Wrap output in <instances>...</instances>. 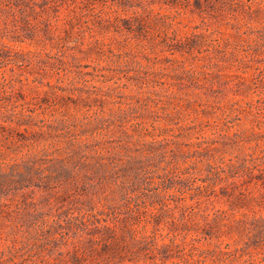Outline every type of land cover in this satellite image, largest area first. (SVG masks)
<instances>
[{
    "label": "rangeland",
    "instance_id": "374dc122",
    "mask_svg": "<svg viewBox=\"0 0 264 264\" xmlns=\"http://www.w3.org/2000/svg\"><path fill=\"white\" fill-rule=\"evenodd\" d=\"M57 1L50 30L0 4V108L25 121L0 127V254L104 264L112 240L117 264H249L230 253L264 220L244 67L263 20L235 0Z\"/></svg>",
    "mask_w": 264,
    "mask_h": 264
},
{
    "label": "trees",
    "instance_id": "16d2710c",
    "mask_svg": "<svg viewBox=\"0 0 264 264\" xmlns=\"http://www.w3.org/2000/svg\"><path fill=\"white\" fill-rule=\"evenodd\" d=\"M179 1V0H178ZM181 1V0H180ZM237 6H241V8L248 14H250L253 18H255L257 21L263 20V25L261 26H249L248 31L246 34H248V39L250 43L252 44L251 46V56H252V61L251 63H246L244 65L245 68H252L253 74H251L250 79H251V88L252 92L254 94H257L260 96V98L263 100L264 103V0H247L244 2V0H235ZM57 0H2L0 1V4L11 6L15 5L21 13L24 15H27V23L31 25H37L40 27V23H43V26L45 25L46 30H50L54 24H52L53 18H55L56 13L59 11ZM180 8L182 9L183 6L181 4ZM184 8L186 6L184 5ZM75 16H78L80 12L79 11V6H74L73 8ZM55 14V15H54ZM31 17V18H30ZM37 21L35 24L34 22ZM43 28V27H42ZM250 30V31H249ZM243 78H246V75ZM241 76V77H242ZM4 107V106H3ZM0 108V127L5 126V123H9L7 127L9 128H14L15 124L18 126L22 123H25V121L21 120L23 119V114L22 113H12L10 111H5L2 112ZM18 117V120H17ZM258 117L260 120V123L257 125L259 131H257V134L264 133V104L261 108L258 109ZM49 160V159H46ZM46 160H42V162L39 164L40 167H43L44 163L47 162ZM102 158L100 159V161ZM245 160V159H244ZM258 158L254 157L252 158V161H257ZM247 162L250 161V159H246ZM229 165L230 168H235L239 167L234 161H232ZM252 165V163H251ZM47 171H49L50 174L46 175L48 179H50V176L52 175L50 169L48 166L46 167ZM37 174H42L41 172H38ZM262 177L259 179L264 180V171H261ZM260 175V176H261ZM41 176V175H40ZM120 176V180L115 184L117 191L122 192V195H126V191L130 188L133 187L135 184V181L129 177L128 175H125L122 173ZM108 180V179H106ZM253 228L249 230V233L252 234L250 235V239L248 241H245V245L241 248H237L235 250V253L231 254V256L236 255L239 253L238 256H244V255H249L250 259L249 264H264V220L261 221L259 219L254 218L253 223ZM104 227L107 230L114 231V229H111V226L104 225ZM101 231V226L100 229ZM257 237L258 235H261L263 238L255 244L256 247L255 249H260L258 252H254L251 250L252 245H251V239L252 236ZM111 238V237H109ZM262 244V245H261ZM118 245L117 242H113L112 240H107L105 242V245L103 246L105 255H104V264H117V262L114 260L113 255H110L111 252L119 251L118 249H115V246ZM230 252V251H226ZM225 253V252H223ZM258 253H263V257L257 256ZM226 254V253H225ZM201 254H199L200 260H201ZM213 256V255H211ZM229 256V257H231ZM203 257V256H202ZM208 255H205L203 258H208ZM204 261V260H203ZM0 264H17L13 259H5L2 254H0ZM27 264V263H25Z\"/></svg>",
    "mask_w": 264,
    "mask_h": 264
}]
</instances>
